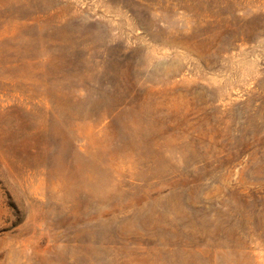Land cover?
<instances>
[{
	"label": "rangeland",
	"instance_id": "1",
	"mask_svg": "<svg viewBox=\"0 0 264 264\" xmlns=\"http://www.w3.org/2000/svg\"><path fill=\"white\" fill-rule=\"evenodd\" d=\"M0 264H264V0H0Z\"/></svg>",
	"mask_w": 264,
	"mask_h": 264
}]
</instances>
